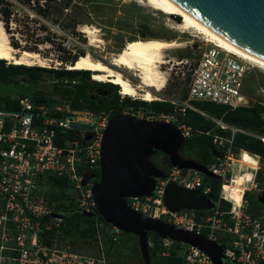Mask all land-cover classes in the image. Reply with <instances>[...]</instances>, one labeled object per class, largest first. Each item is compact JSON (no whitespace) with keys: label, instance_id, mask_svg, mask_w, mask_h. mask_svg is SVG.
Instances as JSON below:
<instances>
[{"label":"built area","instance_id":"obj_1","mask_svg":"<svg viewBox=\"0 0 264 264\" xmlns=\"http://www.w3.org/2000/svg\"><path fill=\"white\" fill-rule=\"evenodd\" d=\"M208 43L190 71L184 99L159 95L156 99L143 100L118 90L120 101L130 98L146 102L128 105L121 113L172 123L186 139L195 133L188 122L190 112L211 119L221 128L228 127L221 118L210 116L197 107L195 101L212 102L230 110L254 103L264 104L262 100L250 97L245 89L249 61L215 42ZM166 73L167 82L177 71ZM25 81L29 80L21 79L18 83ZM57 81L58 78L53 83ZM40 84L41 81L37 82L33 96L21 92L0 94V264H109L107 246L104 248L102 245V238L108 235L107 240L113 246L124 234L114 225L99 219L91 192L95 180L91 179L86 184L83 180L87 173H96L95 170L100 168L101 140L112 117L111 112L73 109L57 94L46 93ZM38 92L47 100L56 102L37 103ZM260 93H264L263 88ZM1 96H8L19 108L6 109ZM155 101L170 103L171 108L157 109L153 106ZM73 122L90 125L91 129L73 127ZM230 128V137L223 141H218V136L212 134L213 149L220 151L222 156L215 157L217 161L206 165L222 182L230 181L233 176L229 162L232 159L233 135L236 132L252 134L241 127ZM89 132L92 133L91 138H87ZM205 133L211 134V130ZM256 136L264 141V136ZM188 172L185 174L183 170L172 167L166 179H158L153 197H129L127 203L143 217L161 218L177 228L218 243L223 249L221 264H264V196H255L257 183L243 188L237 208L229 200L228 210L220 208L221 198L227 200L221 190L211 210L172 212L162 201L164 187L170 180L189 189L203 187L201 192H210L208 186H203L202 173ZM53 178H64L70 182L67 196L60 200H49L47 195L48 191L54 190L49 183ZM59 201L65 204L66 211L54 207ZM69 210H77L83 215L91 213L90 218L93 219L90 224L82 223L80 227L93 226L96 253L74 250L66 244L68 240H63L67 235L62 226ZM147 246L149 252L156 256L179 257L180 264H219L196 246L153 232L147 236Z\"/></svg>","mask_w":264,"mask_h":264},{"label":"water","instance_id":"obj_2","mask_svg":"<svg viewBox=\"0 0 264 264\" xmlns=\"http://www.w3.org/2000/svg\"><path fill=\"white\" fill-rule=\"evenodd\" d=\"M169 1L215 36L264 61V0ZM61 75L65 74H56V77ZM74 76L76 74H69V77ZM36 87V81L0 82V94L21 92L33 96ZM71 125L91 129L86 124L73 122ZM91 137L89 132L87 138ZM184 142L181 131L172 123L114 115L109 119L101 140L99 174L89 172L83 180L86 184L93 178L97 179L91 192L99 215L107 223L137 237L143 264H151L147 246L150 232L196 246L217 263H222L223 249L218 243L177 228L161 218L143 217L127 203L129 197H153L158 179L167 178L168 174L149 159L155 150L167 155L172 167L219 178L206 165L180 154ZM212 154L222 156L215 148ZM162 201L172 212L211 210L215 207L213 193L189 189L172 180L164 187ZM84 214L91 216V213Z\"/></svg>","mask_w":264,"mask_h":264},{"label":"rangeland","instance_id":"obj_3","mask_svg":"<svg viewBox=\"0 0 264 264\" xmlns=\"http://www.w3.org/2000/svg\"><path fill=\"white\" fill-rule=\"evenodd\" d=\"M179 20L181 18L177 19L175 16L172 17L154 10L139 0H79L74 4L69 0H0V21L3 22L10 34L12 45L15 48L38 51L44 58L51 61H49V66L44 67L49 70L41 72V84L39 85L49 94L53 93L52 84L57 78L56 74H62L64 67L68 69V66L79 55L87 51V47L94 57L105 60V56L108 57L109 54L123 49L134 38L156 37L166 40H180L179 42L182 43V46L165 51V59L170 61L162 64V70L166 72L169 70L177 71V74H172L168 78L165 88L160 91L159 95L167 98L184 99L190 71L200 53L209 43L201 34L177 30L176 24ZM81 25H93L100 30L98 34L103 40L100 47L87 46L88 38L80 30ZM7 64L13 63L5 60L3 65ZM249 64L245 89L250 97L264 102V93H260V89H264V70L251 62ZM92 73L89 74V79L95 81ZM73 74L76 76L61 75L56 83L71 88L78 84L79 81L76 78L85 77L84 72H73ZM125 75L132 83L138 81V78L130 72H125ZM65 79L68 81L64 82ZM70 79H74L75 83L70 82ZM89 91L107 94L110 89L99 86L90 88ZM6 97L8 96H4V98ZM224 124L228 127L221 128L216 123L212 126L211 133L218 136V141L230 137L232 132L230 127H235V125L226 122ZM245 155L249 159L246 160ZM237 159L238 161H236ZM158 160L161 163L167 161L164 154L159 155ZM212 161L217 160L214 157ZM229 162L232 165L233 173L236 172L234 176L238 175L242 180V186L247 184L251 186L255 182L257 183V189H254L255 196H264L263 158L259 155L245 153L242 149L233 148L232 159ZM183 171L185 174L189 173L187 169ZM258 177H261L260 182ZM221 188L222 185L220 186V195ZM102 239L104 248L107 246L106 256L109 264H143L140 251L139 254L137 252V249L139 250L138 241L134 237L128 238L124 235L113 246L107 240L106 235ZM63 240H68L66 244L74 250L96 253L95 245L97 242L93 237H81L73 233L65 236Z\"/></svg>","mask_w":264,"mask_h":264},{"label":"trees","instance_id":"obj_4","mask_svg":"<svg viewBox=\"0 0 264 264\" xmlns=\"http://www.w3.org/2000/svg\"><path fill=\"white\" fill-rule=\"evenodd\" d=\"M175 17L177 19H180L179 16ZM4 61L5 60L0 59V82L18 83L21 80L19 78L20 76L23 77V80H35L39 82L41 81V72L43 70H49L48 68L37 66L30 67L15 64L3 65ZM63 71L68 70L63 69ZM70 72L78 71L73 70ZM81 72L85 73V77L76 78L79 82L78 84L74 85V87L70 88L58 83L52 84V92L54 94H57L60 99L70 104L73 109H89L96 111L103 109L106 111H110L111 115L114 116L121 115V110L128 105L136 106L146 103L142 100H131L130 98H125L124 100L120 101L119 95L117 93V85H114L111 82L101 83L91 81L89 79V71ZM72 80L74 79H70V82H72ZM99 86H105L107 89H110V92L107 94H98L89 91L90 88ZM1 100L4 102L3 104L6 109L13 110L19 108L17 103L11 100L9 97L4 98V96H1ZM36 102L53 104L56 102V100H47L44 95H40V93L38 92L36 93ZM194 103L197 107L208 113L210 116L221 118L228 124H233L245 129L247 132H251L252 134L236 132L232 137V147L249 151L250 153L259 155L264 159V141L261 140L260 137L256 136H264V104L254 103L248 107H240L234 110H230L226 106L207 101H195ZM153 106L157 109L164 110H168L171 108L170 103L156 101L153 102ZM188 122L194 128L195 133L185 139V142L180 149V154L184 157L192 158L201 164L208 165L215 157L212 154L214 144L212 133L206 134L205 132L211 130L215 122L195 112L189 113ZM160 154L164 153L159 150H155L150 160L157 167L162 168L166 173H168L171 170L172 166L170 165L168 157L165 154L164 155L166 156L167 161L165 163H161L160 160H158ZM95 172L97 175L99 174V170H95ZM260 180L261 177H258L259 182ZM49 183L50 186L54 188L52 192H47L49 200H60L61 197L67 196L66 190L68 187H70V182L68 180L64 178H53L52 180H49ZM221 184L222 180L220 178L203 174V186H208L210 188V192L213 193L214 201H217L219 198ZM202 189L203 187L199 188V190L201 191ZM220 201V208L222 210H228L230 207V202L223 198H221ZM54 207L58 210L66 211V206L62 201L56 202L54 204ZM92 219L93 218L84 216L77 210L67 211V214L65 216V225L62 226L65 235H72L73 233H75L81 237H92L94 233L93 226H91L92 228L80 227L82 223L90 224ZM99 219L105 222L101 216H99ZM122 233L128 238L134 237L137 240V237L135 235L126 232ZM137 252L139 254L138 249ZM150 256L151 264H180L181 262V259L179 257L174 256L161 257L156 256L153 252L150 253Z\"/></svg>","mask_w":264,"mask_h":264},{"label":"bare ground","instance_id":"obj_5","mask_svg":"<svg viewBox=\"0 0 264 264\" xmlns=\"http://www.w3.org/2000/svg\"><path fill=\"white\" fill-rule=\"evenodd\" d=\"M139 2L172 17H174L173 15L179 16L181 20L177 22L176 29L180 32L193 31L197 34H201L206 41L211 43L215 42L228 52L236 54L264 70V61L235 48L215 36L179 10L169 0H139ZM80 30L84 32L88 38L87 46L100 47L103 43L100 34H98L100 30L97 27L93 25H81ZM179 41L180 40H166L156 37L134 38L130 40L123 49H120L116 53L113 52L109 54L108 57L105 56V60L94 57L93 53L87 47V51L79 55V57L68 66V69L88 70L93 72L92 77L94 80L117 84L120 86L122 94L137 96L143 100L156 99L167 83V73L162 70V64L170 60L167 61L165 59V51L182 46V43ZM0 59H5L15 65L24 64L30 67L35 65L47 67L50 61L48 58H44L38 51L26 48H15L11 43L10 34L7 32L2 21H0ZM125 72H130L135 75L138 81L132 83L125 75ZM243 151L245 153H250L246 150ZM236 161H238V159ZM235 173L234 171L230 181L222 183L221 190L223 195L231 200L236 207L240 202L241 191L244 185L242 186V180L237 174V176H234ZM237 173L239 174V172Z\"/></svg>","mask_w":264,"mask_h":264},{"label":"flooded vegetation","instance_id":"obj_6","mask_svg":"<svg viewBox=\"0 0 264 264\" xmlns=\"http://www.w3.org/2000/svg\"><path fill=\"white\" fill-rule=\"evenodd\" d=\"M100 56H102V55H100ZM64 70H68V69H64ZM43 71H44V70H43ZM45 71H48V70H45ZM78 72H80V71H78ZM78 72H76V73H78ZM63 73H64V74H71V73H73V72H70V70H68V71H63ZM19 78L23 80V77L20 76ZM29 81H30V80H29ZM95 81H96V80H95ZM8 83H10V82H8ZM152 155H153V154L150 155L149 159L152 157ZM160 155H161V154H160ZM158 168H159V167H158ZM160 169L163 170L162 168H160ZM163 171H164V170H163ZM164 172H165V171H164Z\"/></svg>","mask_w":264,"mask_h":264},{"label":"clouds","instance_id":"obj_7","mask_svg":"<svg viewBox=\"0 0 264 264\" xmlns=\"http://www.w3.org/2000/svg\"><path fill=\"white\" fill-rule=\"evenodd\" d=\"M177 16V15H176ZM3 60V59H2ZM21 65H24V64H21ZM67 69V68H66ZM71 71V70H70ZM73 71V70H72ZM76 71H88V70H76ZM90 72V71H89ZM91 73V72H90ZM114 85H117V84H114ZM117 86H119V85H117ZM118 90H120V89H118ZM95 181L97 180L96 178H93ZM94 181V182H95ZM222 185V184H221ZM85 215V214H84ZM86 216V215H85ZM87 217H90V216H87ZM105 221V220H104ZM106 222V221H105ZM110 224V223H109ZM124 232V231H123Z\"/></svg>","mask_w":264,"mask_h":264},{"label":"crops","instance_id":"obj_8","mask_svg":"<svg viewBox=\"0 0 264 264\" xmlns=\"http://www.w3.org/2000/svg\"><path fill=\"white\" fill-rule=\"evenodd\" d=\"M243 150V149H242ZM249 152V151H248ZM258 156V155H257ZM223 197H225L226 198V196L224 195ZM227 199V198H226ZM227 200H229V199H227ZM229 201H231V200H229ZM232 202V201H231ZM233 203V202H232ZM238 207V205L235 207V208H237Z\"/></svg>","mask_w":264,"mask_h":264},{"label":"snow or ice","instance_id":"obj_9","mask_svg":"<svg viewBox=\"0 0 264 264\" xmlns=\"http://www.w3.org/2000/svg\"><path fill=\"white\" fill-rule=\"evenodd\" d=\"M244 158H245L246 160H247V159H249V157H248L247 155H245V157H244Z\"/></svg>","mask_w":264,"mask_h":264}]
</instances>
